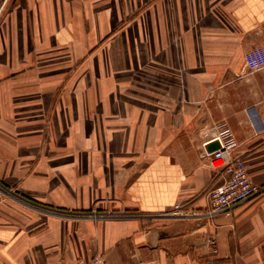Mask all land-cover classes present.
<instances>
[{"label":"crops","instance_id":"1","mask_svg":"<svg viewBox=\"0 0 264 264\" xmlns=\"http://www.w3.org/2000/svg\"><path fill=\"white\" fill-rule=\"evenodd\" d=\"M14 10L0 48V264H264V69L243 66L264 48V0ZM219 124L261 189L229 215L206 198L222 182L202 157Z\"/></svg>","mask_w":264,"mask_h":264},{"label":"built area","instance_id":"2","mask_svg":"<svg viewBox=\"0 0 264 264\" xmlns=\"http://www.w3.org/2000/svg\"><path fill=\"white\" fill-rule=\"evenodd\" d=\"M244 69L256 72L264 69V48H255L243 57ZM249 117L255 119L256 114L249 112ZM254 125V123H253ZM218 142V149L208 152L206 146ZM236 141L233 132L226 124H219L215 128L214 137L203 145L202 157L207 159L209 167L222 176L219 185L212 186L206 191L209 211L212 215H229L235 208L246 203L260 192V188L250 180L248 168L243 158L234 155ZM180 209L176 205L168 215L176 216ZM53 264H107L101 256L90 259H76L59 261Z\"/></svg>","mask_w":264,"mask_h":264},{"label":"rangeland","instance_id":"3","mask_svg":"<svg viewBox=\"0 0 264 264\" xmlns=\"http://www.w3.org/2000/svg\"><path fill=\"white\" fill-rule=\"evenodd\" d=\"M6 0H0V48L2 51H5L7 49L6 45H4V43L2 42L3 36L7 33V29H10V23L11 21H14L15 18L17 19V11L15 12V5H19L21 3V0H8L7 4H5ZM16 3V4H15ZM133 13V12H132ZM16 14V16H15ZM134 14V13H133ZM133 14H128L129 16L126 17V19H128V22L132 19H136V15L133 16ZM86 52H91V50H89V46H86ZM90 53V54H91ZM88 54V55H90ZM88 60V58H85V62ZM41 61V60H40ZM39 61V62H40ZM72 75V73L70 74ZM70 77V76H69ZM69 77H65L63 79V83H65L66 79H69ZM61 93H55L54 98H59ZM54 108L50 109V112L53 113ZM51 113L49 114L48 118L50 119L49 121H47L46 123V127H48L47 125H49L50 128H52V121H51ZM43 127V124H42ZM215 133V126L213 128V135ZM50 140L46 139V141H43L44 143V147L48 146L50 144ZM42 143V145H43ZM43 148V146H42Z\"/></svg>","mask_w":264,"mask_h":264},{"label":"water","instance_id":"4","mask_svg":"<svg viewBox=\"0 0 264 264\" xmlns=\"http://www.w3.org/2000/svg\"><path fill=\"white\" fill-rule=\"evenodd\" d=\"M218 147H219V144H218L217 141L216 142H212V143H210L208 145L207 150H208V152H212V151L218 149Z\"/></svg>","mask_w":264,"mask_h":264}]
</instances>
